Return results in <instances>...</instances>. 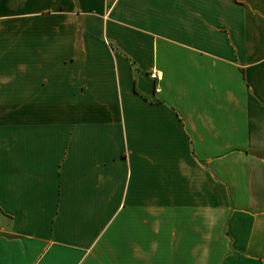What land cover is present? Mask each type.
<instances>
[{"label":"crops","instance_id":"1","mask_svg":"<svg viewBox=\"0 0 264 264\" xmlns=\"http://www.w3.org/2000/svg\"><path fill=\"white\" fill-rule=\"evenodd\" d=\"M0 264H264V0H0Z\"/></svg>","mask_w":264,"mask_h":264},{"label":"built area","instance_id":"2","mask_svg":"<svg viewBox=\"0 0 264 264\" xmlns=\"http://www.w3.org/2000/svg\"><path fill=\"white\" fill-rule=\"evenodd\" d=\"M152 75H153L154 77H157V74H156V73H153Z\"/></svg>","mask_w":264,"mask_h":264}]
</instances>
